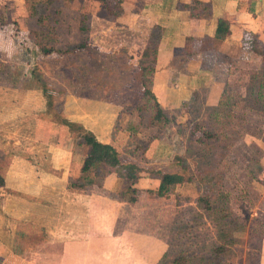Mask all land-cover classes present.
Returning a JSON list of instances; mask_svg holds the SVG:
<instances>
[{
  "label": "rangeland",
  "instance_id": "1",
  "mask_svg": "<svg viewBox=\"0 0 264 264\" xmlns=\"http://www.w3.org/2000/svg\"><path fill=\"white\" fill-rule=\"evenodd\" d=\"M37 1L0 0V15L6 23L0 29V141L10 140L0 143V149L19 155L14 162L2 158L0 169L18 166L20 159L24 170L36 173L37 183L46 182V197L61 198L56 174L65 167L71 169L69 178L78 177L87 147L77 141L74 145L75 136L58 120L60 115L93 127L102 140L114 144L122 162L139 165L137 219L143 228L168 240V260L183 254L191 258L188 264H264V110L247 106L258 96L255 76L264 70L263 56L249 61L251 53L242 47L237 58L220 56L226 71H233L224 86L225 95L212 104L215 89L202 87L188 105L168 110L169 121H159L154 119L153 102L143 93L159 29L141 35L130 28L129 17L110 15L98 0ZM134 3L131 8L142 6ZM45 30L52 33V43L61 51L38 59L35 40ZM83 43L85 47L79 49ZM14 83L22 88L35 84L46 101L45 89L50 94L54 110L42 114L41 131L33 128L26 133L17 121L21 111L32 108L29 103L33 105L36 96L7 87ZM19 95L28 98L23 101ZM13 98L16 107L10 105ZM263 101L256 106L264 109ZM21 104L22 109H17ZM30 115L33 120L39 116L35 111ZM204 131L217 137L207 138ZM183 166L191 180L173 184L166 196L153 194L160 191L159 172ZM111 174L119 177L116 192L121 198L125 182L116 168L103 167L97 182L104 183ZM77 191L68 190L67 195L69 201L80 204L68 207L76 215L85 208ZM202 195H210L212 209L199 204ZM88 196L84 192L83 197ZM40 207L31 208L39 211ZM48 211L54 217L53 205ZM226 220L232 223L224 224ZM229 237L233 242L227 243ZM224 243L228 250L214 258L213 247Z\"/></svg>",
  "mask_w": 264,
  "mask_h": 264
},
{
  "label": "crops",
  "instance_id": "2",
  "mask_svg": "<svg viewBox=\"0 0 264 264\" xmlns=\"http://www.w3.org/2000/svg\"><path fill=\"white\" fill-rule=\"evenodd\" d=\"M136 1L142 5L140 8H131L134 2L129 0L124 2V15L129 17L130 28L141 35L155 26L161 30L155 70L150 77L151 88L166 115H169L168 110L188 105L202 87L215 89L212 104L219 101L233 73L226 71L219 57L237 58L245 30L252 31L264 45V0H153V5L146 0ZM208 3L210 15L202 9V5ZM193 6H198L194 9L197 16L192 15ZM221 17H228L231 22V33L224 40L216 37ZM188 37L196 39L193 42L197 52L187 53ZM206 45H211L215 55L200 49ZM256 58L262 59L260 54L252 52L249 61ZM7 87L16 93L25 91L24 94L31 92L36 96L35 103H29L32 108L21 111L17 121L22 122L26 133H32L33 128L41 131L46 100L40 87L22 88L13 84ZM19 97L23 101L28 98ZM14 99L10 105L16 107ZM32 111L39 114L34 120L30 115ZM2 122L0 120V125ZM90 129L99 136L93 127ZM5 141L2 139L0 143L5 144ZM73 142L75 145L74 138ZM4 157L14 162L19 155L12 154L8 148L0 149V162ZM20 162L23 163L19 159L18 166L11 164L9 169L1 171L6 173L5 185L0 187V264H161L169 242L159 232L145 229L139 223L135 206L140 201L131 204L118 196L119 177L111 174L104 183L77 191L69 188V181L74 178H69L71 169L64 167L60 175L56 174L60 177L56 185L63 191L62 197L50 199L44 193L46 182L37 183L36 173L28 172L30 168L24 170ZM68 190L79 192V201L85 202L84 210L77 215L68 207L80 204L77 200H68ZM84 192L89 196L83 197ZM153 194L163 197L169 193ZM16 204L21 207L16 208ZM51 205L55 209L54 217L48 214ZM32 206L41 207L39 211H32ZM129 210H132L130 215Z\"/></svg>",
  "mask_w": 264,
  "mask_h": 264
},
{
  "label": "trees",
  "instance_id": "3",
  "mask_svg": "<svg viewBox=\"0 0 264 264\" xmlns=\"http://www.w3.org/2000/svg\"><path fill=\"white\" fill-rule=\"evenodd\" d=\"M54 0H38L37 2L40 4H50ZM100 1L104 7L109 11L110 15L112 16H120L124 13V2L125 0H98ZM198 6H193L192 7V15L197 16L196 12H194V9H196ZM202 9L206 11L207 15L211 14V5L210 3L206 5H202ZM6 23H4L3 18L0 15V29L5 26ZM231 22L228 17H221L218 20V25H217V30H216V37L218 39L224 40L230 33H231ZM158 30V34L156 35V40L153 43L154 45V57L152 59V66L151 68V74L155 70V61H156V56L158 52V45L159 41L161 38V30L159 26H155ZM151 38V36H150ZM196 40L195 38L188 37L187 38V53H195L197 52L195 50V43L193 42ZM54 37L51 32L48 31H41L38 35V37L35 40V45H36V56L38 59L39 58H44L47 55H50L54 52H59L61 49L56 47L54 43ZM85 47V43L78 45L79 49H83ZM242 49H244L247 54L248 53H258L263 56L264 59V45H262L259 40L257 39L256 35L252 31L245 30L244 35L242 38ZM201 50L205 49L206 51H214L212 47L210 46H205V47H200ZM148 54V49L146 48L145 55ZM34 57V54H33ZM29 62L32 63V58L30 57ZM0 65L2 66V61H0ZM0 66V67H1ZM30 72V70H28ZM27 71V73H29ZM32 72V79L37 78L36 71ZM31 74V73H30ZM149 76V80L144 81L143 80V93L144 96H147L150 101L153 103V109L155 110V116L154 119L159 120V121H164L167 122L169 121L168 116L165 114L162 106L160 105L156 94L152 90V88L148 85L147 82L151 85V77ZM260 76V77H259ZM257 81H258V89H257V97L254 99V103L247 106H251V108H260L261 110H264L262 107H257L256 103L261 105V101L264 100V70L257 72L256 76ZM255 80V79H254ZM13 85H19L14 83ZM35 85V84H33ZM46 96H47V101H46V110L45 112L48 114L52 110H54V105L53 101L51 99L50 94L47 92L45 89ZM225 89L222 92L221 97L225 95ZM262 99V100H261ZM239 101H247V98L245 100L241 98ZM264 102V101H263ZM258 105V106H259ZM58 120L64 124L68 125L69 129L75 136V140L77 141L78 144L85 145L87 147V154L83 160V164L81 167V174L79 177L74 178L70 180L69 182V188L70 189H75V190H87L96 184H98L97 179H98V173L99 170H101L103 167L106 166H111L116 168V170L119 171V176L124 179L125 186L124 189L122 190L121 193V199L125 200L131 204H134L138 201V196H139V187H137V183L139 182L141 178V168L139 165L136 163H124L121 160L120 154L118 149L114 146L112 143H107L101 140L99 136L90 128L84 126L81 123H77L74 121H69L66 118H63L60 115H57ZM205 134V137L207 138H214L217 137L216 133H211V132H203ZM185 166H183V169L178 170V171H173V172H159V178L161 179V184H160V191L157 193H160L161 195L168 193V190L170 189L173 184L176 183H183L185 181H189L192 179L190 175H186L184 173L185 171ZM2 170L0 169V186L5 185V176L4 173L1 172ZM209 196L210 195H202L198 202L202 206H204L207 209H212L211 204H209ZM227 214V213H225ZM226 216V215H225ZM224 217V216H223ZM223 217L220 219L223 221ZM231 224V220L224 221V224ZM229 234V231L227 232ZM226 235V234H225ZM233 242L232 237H229L227 239V243ZM228 248L226 247V243L222 245H216L213 247L212 251L214 252V258H217L220 254H223L226 252ZM168 253L167 251L163 257L160 260L161 264H188V262L191 260L189 256L179 254L173 257V259L168 260ZM212 262V261H211Z\"/></svg>",
  "mask_w": 264,
  "mask_h": 264
}]
</instances>
